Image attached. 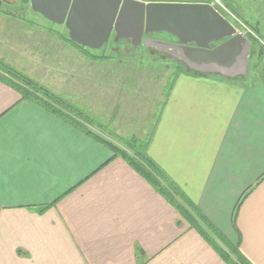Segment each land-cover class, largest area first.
I'll return each instance as SVG.
<instances>
[{
    "label": "crops",
    "instance_id": "crops-1",
    "mask_svg": "<svg viewBox=\"0 0 264 264\" xmlns=\"http://www.w3.org/2000/svg\"><path fill=\"white\" fill-rule=\"evenodd\" d=\"M219 2L264 50V0ZM254 56L245 74L173 73L148 153L229 244L264 264V53ZM111 155L0 82V264H227Z\"/></svg>",
    "mask_w": 264,
    "mask_h": 264
},
{
    "label": "rangeland",
    "instance_id": "rangeland-1",
    "mask_svg": "<svg viewBox=\"0 0 264 264\" xmlns=\"http://www.w3.org/2000/svg\"><path fill=\"white\" fill-rule=\"evenodd\" d=\"M65 36L64 26L33 11L29 0H0V59L87 110L110 131L147 140L162 104V91L176 69L187 71L184 65L114 36L103 47L89 49L92 54L108 55L95 61L73 48ZM156 37L174 40L164 31Z\"/></svg>",
    "mask_w": 264,
    "mask_h": 264
},
{
    "label": "water",
    "instance_id": "water-1",
    "mask_svg": "<svg viewBox=\"0 0 264 264\" xmlns=\"http://www.w3.org/2000/svg\"><path fill=\"white\" fill-rule=\"evenodd\" d=\"M31 9L63 25L69 38L90 49L101 48L112 32L144 49L168 53L199 72L245 74L251 42L221 12L205 2L137 0H29ZM154 31L174 41L143 39ZM220 41V42H219ZM214 42H219L211 47Z\"/></svg>",
    "mask_w": 264,
    "mask_h": 264
},
{
    "label": "trees",
    "instance_id": "trees-1",
    "mask_svg": "<svg viewBox=\"0 0 264 264\" xmlns=\"http://www.w3.org/2000/svg\"><path fill=\"white\" fill-rule=\"evenodd\" d=\"M182 1L209 2L210 0ZM226 18L228 19L227 16ZM245 25L248 26V24ZM249 28L251 27L249 26ZM247 36L251 41V56H254L256 54V50H258L257 57L261 62L263 56V52L261 51L263 50L262 47L253 36L250 34H247ZM65 39L70 41L68 37ZM77 46L83 53L86 52V57L89 59L104 61L108 58V55L92 54L89 49L82 48L78 44ZM181 65L183 66L182 63ZM184 67L187 72H193L186 66ZM179 71L185 70L182 67L174 73ZM0 82L14 89L18 93L20 100H27L36 104L81 133L105 145L112 153L111 159H123L131 168L147 180L157 193H159L175 208V210L179 213L180 218L187 223L190 228L196 230L218 252L227 264H251L240 252L239 245L229 244L214 227V225H212V223L205 217V215L182 193L179 187L151 159L148 149L153 128L145 141H141L134 136L124 137L121 134L110 131L107 126L100 123L97 118L90 114L87 110L62 96L56 95L45 86L28 77L26 74L18 71L2 59H0ZM158 114L159 111L157 116ZM100 132L108 134V136L115 141L107 138L105 135L103 136ZM243 197L237 203V208L241 204ZM43 209L45 208H40V211Z\"/></svg>",
    "mask_w": 264,
    "mask_h": 264
},
{
    "label": "built area",
    "instance_id": "built-area-1",
    "mask_svg": "<svg viewBox=\"0 0 264 264\" xmlns=\"http://www.w3.org/2000/svg\"><path fill=\"white\" fill-rule=\"evenodd\" d=\"M137 1H146V0H137ZM214 3H216L220 7L219 8L220 10L217 9L219 12H222L227 17L230 15L229 17L234 19V21L238 24L239 28H243L242 30H239L238 28H236L237 33L243 34L245 36H247V34H250L251 36L255 37V34L253 33V31L247 25H245L244 22L238 20L235 17V15L228 12V10L224 8V6L219 2V0H214ZM228 13H229V15H228Z\"/></svg>",
    "mask_w": 264,
    "mask_h": 264
},
{
    "label": "flooded vegetation",
    "instance_id": "flooded-vegetation-1",
    "mask_svg": "<svg viewBox=\"0 0 264 264\" xmlns=\"http://www.w3.org/2000/svg\"><path fill=\"white\" fill-rule=\"evenodd\" d=\"M114 36V37H113ZM115 39V40H118V38H119V40L121 39V40H125V41H128L129 39H127V38H123V37H121V36H119V35H115V33L114 32H112L111 33V35H110V37H109V39H108V41L109 42H111L112 40H114L113 38ZM147 37H152V36H148V35H143V39H145V38H147ZM160 39H162V40H167V41H172V40H169V39H167V38H162V37H160ZM118 40V41H119ZM107 41V42H108ZM130 41V40H129ZM174 41V40H173ZM131 42V41H130ZM140 45H142V47H143V44H140ZM144 49V48H143ZM150 51H152V49H150ZM155 51H153V53H154ZM160 56L162 55V56H167V57H171V59H174L170 54H168V53H160L159 54Z\"/></svg>",
    "mask_w": 264,
    "mask_h": 264
}]
</instances>
